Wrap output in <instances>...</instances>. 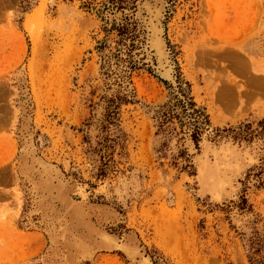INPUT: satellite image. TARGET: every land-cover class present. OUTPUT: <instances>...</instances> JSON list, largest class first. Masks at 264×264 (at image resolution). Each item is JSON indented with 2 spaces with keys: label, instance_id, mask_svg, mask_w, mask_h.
<instances>
[{
  "label": "rangeland",
  "instance_id": "rangeland-1",
  "mask_svg": "<svg viewBox=\"0 0 264 264\" xmlns=\"http://www.w3.org/2000/svg\"><path fill=\"white\" fill-rule=\"evenodd\" d=\"M104 2L0 0V264H253L264 136L211 135L264 116V0H137L147 65L105 156L96 121L118 34L104 26L122 12ZM177 72L209 115L198 146L159 115Z\"/></svg>",
  "mask_w": 264,
  "mask_h": 264
},
{
  "label": "trees",
  "instance_id": "trees-1",
  "mask_svg": "<svg viewBox=\"0 0 264 264\" xmlns=\"http://www.w3.org/2000/svg\"><path fill=\"white\" fill-rule=\"evenodd\" d=\"M136 2L137 0H107V2L102 4L101 8L102 13L104 10L108 12L120 10L122 12L120 21L112 20L109 26H104L106 31L117 30L118 46L111 55H105L102 65L107 69L105 71L107 72L106 74L112 79L108 85V88H112V90L102 95L103 112L102 116L96 121L99 130L97 134H100L102 138L103 156L106 155V149L113 146V142L124 135L117 122V115L121 103L134 101L135 92L131 85L130 73L139 66L147 65L142 52L143 30L134 15ZM104 19L105 22L108 21L106 17ZM112 57L116 59L114 61L115 68L111 66ZM163 63L164 61L160 62L162 67L164 66ZM162 80L169 88V98L160 106V108H163L159 114L161 121L167 118H175L179 123L180 131L186 134L195 146H198L201 135L210 126L208 113L203 107L197 105L190 93L188 81L181 78L178 72L175 74V83L168 79ZM257 135L264 136V116L257 121L255 127H252L250 122H241L236 126L214 127L211 138L213 140L226 138L233 141L244 140L249 142ZM184 151L182 150L181 153H186ZM185 159L189 160L188 156ZM103 163H107V161L105 160ZM188 165H191V163H188ZM262 170H264V160L261 162L259 173ZM101 171L105 172L103 165L101 166ZM239 196L241 199L239 207L252 211L251 207L247 206L248 204L246 205L244 194L241 192ZM252 227L249 234L243 236L247 255L253 264H264V254L262 253L264 238L254 226Z\"/></svg>",
  "mask_w": 264,
  "mask_h": 264
},
{
  "label": "bare ground",
  "instance_id": "bare-ground-1",
  "mask_svg": "<svg viewBox=\"0 0 264 264\" xmlns=\"http://www.w3.org/2000/svg\"><path fill=\"white\" fill-rule=\"evenodd\" d=\"M157 43H158V45H159V50H161L160 52L163 54L164 53V51H163V46H162V44H161V42H160V40H158L157 39ZM230 48V47H229ZM232 48V47H231ZM221 54L224 56V57H226L227 59H230V61H232V63H235V61H236V58L238 57V54H239V51L238 50H236V49H224L222 52H221ZM211 56V55H210ZM209 56V57H210ZM240 57V56H239ZM240 59H241V57H240ZM239 60V59H238ZM206 61V60H205ZM237 63H238V61H237ZM236 63V64H237ZM223 97V96H222ZM224 98V97H223ZM201 173V172H200ZM204 182V181H203ZM214 183V182H213ZM120 245V244H119ZM121 246V245H120ZM148 263H150V261H147ZM151 264V263H150Z\"/></svg>",
  "mask_w": 264,
  "mask_h": 264
}]
</instances>
